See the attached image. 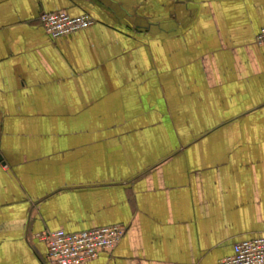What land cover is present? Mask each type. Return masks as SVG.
I'll return each mask as SVG.
<instances>
[{
    "label": "crops",
    "instance_id": "crops-1",
    "mask_svg": "<svg viewBox=\"0 0 264 264\" xmlns=\"http://www.w3.org/2000/svg\"><path fill=\"white\" fill-rule=\"evenodd\" d=\"M94 24L51 39L42 12ZM264 0H0V264L121 224L85 264H217L264 235Z\"/></svg>",
    "mask_w": 264,
    "mask_h": 264
},
{
    "label": "built area",
    "instance_id": "built-area-1",
    "mask_svg": "<svg viewBox=\"0 0 264 264\" xmlns=\"http://www.w3.org/2000/svg\"><path fill=\"white\" fill-rule=\"evenodd\" d=\"M39 21L51 39L74 35L94 24L89 14L74 16L65 9L42 12ZM254 41L264 47V26ZM125 229L121 224H113L77 232L43 230L36 234V238L46 246L47 264H85L101 253H111ZM217 264H264V235L235 243L232 254Z\"/></svg>",
    "mask_w": 264,
    "mask_h": 264
}]
</instances>
